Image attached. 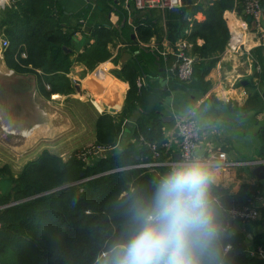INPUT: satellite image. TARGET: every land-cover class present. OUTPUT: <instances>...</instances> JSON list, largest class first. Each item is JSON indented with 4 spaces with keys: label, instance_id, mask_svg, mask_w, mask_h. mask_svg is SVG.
Instances as JSON below:
<instances>
[{
    "label": "trees",
    "instance_id": "trees-1",
    "mask_svg": "<svg viewBox=\"0 0 264 264\" xmlns=\"http://www.w3.org/2000/svg\"><path fill=\"white\" fill-rule=\"evenodd\" d=\"M98 1L103 6L102 20H91L90 5L84 19L74 21L60 0H10L1 13L0 27L10 40L5 50L7 65L16 73L36 75L39 90L46 97L74 90L67 76L72 64L68 47L78 31L84 32L86 42L93 39L91 55L108 53V45L120 40L127 44L131 58L116 72L130 85L122 110L104 112L97 120L95 147L104 148L102 153L93 152L87 161L74 154L50 169L60 156L46 149L17 176L10 166L0 167V177L9 182L4 191L0 189V264H104L106 254L122 237L126 210L168 167L147 170L131 165L152 158L148 142L158 144L162 159L175 156L164 146L168 137L160 102L172 88L204 94L209 90L207 76L231 35L224 13L228 9L244 12V0H211L205 7L200 1L184 0L180 7L164 12L167 16L174 12L167 18L169 39L174 43L187 41V50L195 58L192 77L182 79L173 68L178 59L177 44L172 53H164V27L153 17L156 9L142 12L133 3L127 8L118 0ZM112 10L119 15L117 27L107 17ZM199 10L205 19H194ZM192 20L191 31L182 35ZM84 24L91 30L85 31ZM154 38L159 45L153 43ZM254 56L260 65L259 49ZM166 60L169 82L164 89L159 75ZM256 77L261 73L256 72ZM137 111L134 138L121 143L128 121ZM220 190L229 196L231 207L252 205L256 191L250 184H244L236 194ZM244 241V235L236 233L234 248ZM260 246L264 247L263 234L254 238L253 248ZM252 253H232L230 264H264V259Z\"/></svg>",
    "mask_w": 264,
    "mask_h": 264
},
{
    "label": "crops",
    "instance_id": "crops-1",
    "mask_svg": "<svg viewBox=\"0 0 264 264\" xmlns=\"http://www.w3.org/2000/svg\"><path fill=\"white\" fill-rule=\"evenodd\" d=\"M60 1L74 21L84 19L90 5L92 7L88 16L91 20L104 19L100 13L103 6L98 0ZM197 1L202 2L205 7L211 0ZM0 3L5 4L6 0H0ZM173 15L174 12L168 16L167 13L162 12L161 15L157 9L153 14L154 19H158L159 26L164 27L161 41L165 47L164 53H172L180 41L178 39L174 43L168 37L167 18ZM107 17L117 27L119 20L117 12L112 10ZM224 17L231 35L220 59L207 76L211 81L209 90L204 94L196 90L172 88L170 94L160 102L162 105L160 116L173 117L164 122V128L167 137L172 141V149L176 157H179L180 153L179 121L192 117L200 128L197 154L215 157L220 161L223 169L221 187L235 194L241 192L244 184H250L253 191L256 190L252 193L253 203L250 206L258 208L259 216L250 221L235 219L236 233L245 237V241L239 243L244 249L239 252L254 251L255 236L264 235V170H260V174L255 172L256 167L264 164V45L260 43L255 25L243 13L236 9H228ZM194 19H205L203 11L199 10L194 15ZM192 25L193 20L184 27L181 34L189 33ZM86 26L88 25L84 24V30L88 31L85 29ZM233 33L239 34L243 42L237 48L231 45ZM155 42H158L156 38L153 39L154 44ZM199 42L202 43L203 39H199ZM91 43L93 39L86 42L84 32H77L71 46L68 47V50H71L72 64L67 76L74 84V90L68 93L54 92L48 97L40 92L36 75L20 73H17L14 81L17 87L15 92L8 95L6 86L8 66L5 50L0 44V110L2 115L8 110L14 114L12 120L15 124H11L12 128L36 125L38 131L32 137L51 135L56 130L64 132L63 137H65V133L69 130L67 123L69 127L75 123L79 129L81 127L87 129L85 136L90 132L93 141L96 139L99 116L108 110H114L112 114L118 113L125 104L130 85L116 72L130 60L131 54L127 44L118 40L108 45V53L96 51L91 55L95 50ZM257 49L261 58L259 71L261 77H256L257 64L254 54ZM166 61L165 67L161 68L163 72L159 75L164 89L168 88L169 82L168 61L167 64ZM6 101L10 104L8 105ZM43 108L46 109V114L42 113ZM139 114L137 111L128 121L122 143L133 140L136 118ZM7 119L2 117L3 122ZM221 151H226L227 160L233 163L222 164L219 155Z\"/></svg>",
    "mask_w": 264,
    "mask_h": 264
},
{
    "label": "clouds",
    "instance_id": "clouds-1",
    "mask_svg": "<svg viewBox=\"0 0 264 264\" xmlns=\"http://www.w3.org/2000/svg\"><path fill=\"white\" fill-rule=\"evenodd\" d=\"M222 171L215 157H178L134 198L104 264H230L235 210Z\"/></svg>",
    "mask_w": 264,
    "mask_h": 264
},
{
    "label": "rangeland",
    "instance_id": "rangeland-1",
    "mask_svg": "<svg viewBox=\"0 0 264 264\" xmlns=\"http://www.w3.org/2000/svg\"><path fill=\"white\" fill-rule=\"evenodd\" d=\"M183 2L184 0H182V3ZM7 3L9 4L10 0H6V3L4 5L6 6ZM130 3H133V2H130ZM4 5L0 3V20H1V13L3 9L5 8ZM181 5H179L178 7H180ZM140 10L142 12H145L146 10H151V9H140ZM167 10L168 11L174 10V8L167 9ZM4 37H6L5 33L1 30V27H0V44H1V39ZM10 70H13V68H9L8 66V69H6L7 71L6 86L8 90V95H11L13 92H15V89L17 88L15 87L16 84L14 83L17 77V73L14 70L13 72H11ZM23 74H29V73H23ZM141 84H142V81H141ZM25 86H27V84H25ZM8 101L6 102L9 105L10 103ZM9 111L10 110H8V112H6L5 115H2L1 110H0V167L6 166V165L10 166L15 176H17L19 173H21L24 170L25 165L29 161L37 158L46 149L60 156L59 161L53 162L51 164L50 169L60 164L61 162H67L68 159L74 154L79 155L83 161H87V160H90V158H92L93 152L102 153L104 151L102 148L98 147L100 149L98 150V148L95 147L96 146L95 140L93 141V136L92 134H90V132L85 136L86 134L85 132L87 130L85 127H81V129H79L78 125H76L75 123H73L74 125L70 127H69V124L67 123L68 125L67 129L69 130L68 132L65 133V137H63L64 132L60 130H56L54 134H51V135L32 137L33 135H35V133H37L38 127L36 125H32L27 128L26 127L17 128V129H15V127L12 128L13 126L11 124L13 125L15 124L13 123L15 121L12 120V118L14 117L13 116L14 114L10 113ZM107 112L114 113L115 111L108 110ZM42 113H45V114L47 113L45 108L42 109ZM2 117L3 118L7 117L8 118L7 121L3 122ZM160 117L163 119L162 116ZM163 121L165 122L164 119ZM64 122L66 121L64 120ZM59 125L61 126V124ZM28 130L32 131L31 134H26V131ZM22 131L24 132V134L22 133ZM125 135H126V132L124 133L123 136ZM179 137H180L179 140H180V149H181L180 134H179ZM171 142H172L171 139L168 137V140L164 143V146L166 147L168 151L171 150V152L175 154V151L172 149ZM155 145H156V150L161 151L162 153V150L159 148L158 144L155 143ZM154 154L155 153L153 150V155L151 159H149L148 161H142L143 159H140L141 162H138L137 164L134 163L131 166L138 165L140 167L147 168V170H154L156 166L170 165L174 158H178L176 157V154H175L174 157L172 155H168L166 159H162V154H161L160 159H157L154 156ZM180 156H181V153H180ZM8 186H9V182L5 180L4 176H1L0 177V189L4 191ZM59 188H62V187H59Z\"/></svg>",
    "mask_w": 264,
    "mask_h": 264
},
{
    "label": "built area",
    "instance_id": "built-area-1",
    "mask_svg": "<svg viewBox=\"0 0 264 264\" xmlns=\"http://www.w3.org/2000/svg\"><path fill=\"white\" fill-rule=\"evenodd\" d=\"M122 1L128 8L130 2L138 9H159L165 12L167 9L176 8L181 5L182 0H118ZM3 4V3H2ZM4 5V4H3ZM5 6V5H4ZM244 12L246 17H251V21L255 25L257 33L260 38V43L264 45V0H244ZM242 42L241 36L237 33H233L231 37V45L237 48ZM2 49L6 50L10 45V40L7 37L1 39ZM189 44L187 41H179L177 43L178 59L174 63L173 68L178 71V75L182 79H190L193 75L194 68V55L188 52L187 48ZM257 72L261 70V65L256 66ZM13 72V70H10ZM178 132L181 136V149L180 153H192L197 154L198 145L200 140V128L193 120L192 117L183 118L179 121ZM24 134V132H22ZM148 145L154 150V156L160 159L161 151L156 150V145L153 142H148ZM104 150V148H103ZM220 158L222 164L233 163V161L227 160L228 155L226 151L220 152ZM177 158H174L173 163ZM235 210V219L250 221L256 219L259 216V210L256 206L244 205V206H232ZM253 254L264 259V247L260 246Z\"/></svg>",
    "mask_w": 264,
    "mask_h": 264
},
{
    "label": "water",
    "instance_id": "water-1",
    "mask_svg": "<svg viewBox=\"0 0 264 264\" xmlns=\"http://www.w3.org/2000/svg\"><path fill=\"white\" fill-rule=\"evenodd\" d=\"M248 19L251 20V17H248ZM85 29L89 31V30H91V27H90V26H86ZM162 117H163V119H164L165 121H168V120L173 119V117H165V116H162ZM178 156H180V153L178 154ZM260 170H264V164H261V165H259L258 167H256L255 172H256L257 174H260ZM242 249H244V246H243L242 244H240V245H238L237 247H235L233 253H238V252H239L240 250H242Z\"/></svg>",
    "mask_w": 264,
    "mask_h": 264
},
{
    "label": "bare ground",
    "instance_id": "bare-ground-1",
    "mask_svg": "<svg viewBox=\"0 0 264 264\" xmlns=\"http://www.w3.org/2000/svg\"><path fill=\"white\" fill-rule=\"evenodd\" d=\"M6 129H7V128H6ZM22 132H23V131H22ZM31 132H32V131H29V130H28V131H26V134H31Z\"/></svg>",
    "mask_w": 264,
    "mask_h": 264
}]
</instances>
